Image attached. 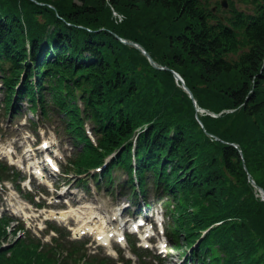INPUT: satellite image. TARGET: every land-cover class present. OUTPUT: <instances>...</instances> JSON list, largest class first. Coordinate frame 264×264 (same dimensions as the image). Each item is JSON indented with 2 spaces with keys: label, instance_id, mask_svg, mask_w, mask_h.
Instances as JSON below:
<instances>
[{
  "label": "trees",
  "instance_id": "16d2710c",
  "mask_svg": "<svg viewBox=\"0 0 264 264\" xmlns=\"http://www.w3.org/2000/svg\"><path fill=\"white\" fill-rule=\"evenodd\" d=\"M227 3L0 0V90L6 111L24 97L44 118L61 115L83 145L73 168L87 172L113 155L104 184L120 169L131 194L137 181L143 196L151 187L166 198L169 231L198 241L192 253L202 263L264 264V0ZM121 40L178 73L198 107L221 115L197 113L169 70ZM15 176L0 162V184ZM11 223L0 217V264H71L22 226L12 234L25 238L3 246Z\"/></svg>",
  "mask_w": 264,
  "mask_h": 264
},
{
  "label": "rangeland",
  "instance_id": "374dc122",
  "mask_svg": "<svg viewBox=\"0 0 264 264\" xmlns=\"http://www.w3.org/2000/svg\"><path fill=\"white\" fill-rule=\"evenodd\" d=\"M1 96L2 94L0 93V103L2 99ZM20 103L22 106L21 119L15 118L11 121L8 120L6 116H3L0 119V148L3 147L6 151L12 152L11 154H8L9 159L10 155H12L14 158L21 161L24 156L31 155V152L35 150V148L38 149V147H40V142L45 140L47 144L50 145L49 149L52 150V148L55 147L64 155V158L59 162V164L64 166L67 159L72 158L75 150L73 149V144L71 143L69 136L61 131V127L57 120L58 117L54 114V117L48 120L51 122L49 124L41 122L37 117L29 115L27 112L28 103L26 100H23ZM28 119H33L36 127L33 126ZM79 149H81V146H79ZM64 161L65 163H63ZM25 171L26 170H23V175H25ZM111 174L114 177V184L111 186L101 184L96 187L93 181L87 180V176H80L81 178L79 179L75 173H72V176L65 180H63V176L56 175L54 178H48L47 181H49L50 188H52L54 183L57 187H60L61 191L67 188V193L72 192L74 195H71L69 204L72 205L73 208L79 209L82 216L94 219V217L106 215L107 217H117L118 220L123 221L133 212L130 211L133 207L127 206L129 204L128 197L120 193L121 187H118V183L126 180V174L123 171L118 172V170H113ZM26 178L30 179L28 173H26ZM27 183L33 188V192L31 193L36 195L34 200L35 203L30 202L18 193L14 185L7 183L4 188L0 187V214L9 212V209L17 211L18 209L23 208L22 212L25 213L26 219L25 221H21L24 222L26 227L31 228L34 235L40 238L42 237L43 232L38 228H43L45 226V220L47 219L49 210L55 209L59 205H55L51 208L55 193L52 194L51 191L49 193L48 187L39 185V182L35 185L33 181L30 183V180H28ZM21 188L23 191H26L24 183H21ZM43 191L45 193H42ZM152 200V198L149 199L150 202H152ZM151 204L152 207L157 209L158 215L161 216V210L159 209L160 205L158 203ZM127 207H129V211L126 210ZM120 211L121 214L118 216V212ZM112 212L115 214L111 215ZM66 223L67 227L61 228H65V231L69 232L68 238L73 239L71 233L73 230L71 228L76 227L79 222H77L76 219H69ZM67 228L72 231H68ZM154 235L155 237L150 240L148 248H142V250L138 249L139 256L132 255L129 251V247L124 248V245L120 248L119 245L113 242L111 246L114 250L107 247L103 248L95 246L93 238L88 237V235L83 236L82 241L84 243V248L87 249L86 251L88 253H97L98 256H106L113 261H117L121 257L125 258L126 251H129V256L132 257V264H200L198 262H189V260L186 261L185 253L188 252V247L183 243V241H185V239L182 240L183 236H180V244H182L183 247L176 249L174 248L173 243L167 239L164 242L159 240L156 230L154 231ZM23 237L24 236L21 235V238ZM17 239V237L9 232L10 243H14ZM44 239H47V237ZM159 241H161V243H159ZM60 243L66 244L67 242L61 239ZM140 244H142V242H140ZM87 252H85V254H88Z\"/></svg>",
  "mask_w": 264,
  "mask_h": 264
},
{
  "label": "bare ground",
  "instance_id": "6f19581e",
  "mask_svg": "<svg viewBox=\"0 0 264 264\" xmlns=\"http://www.w3.org/2000/svg\"><path fill=\"white\" fill-rule=\"evenodd\" d=\"M1 153L3 152V150L1 149L0 150ZM78 213L81 214V212H77L73 209H65V210H61V211H57V212H50L49 213V216L59 220V221H66L67 219L71 218V217H74V218H77V217H80V215H78ZM80 221L83 222V224L77 228L75 230L76 233L78 234H81V233H90L92 231H96V234L98 235V237H108V235L110 233L112 234H117V235H120V227H116V228H111L110 226L107 228L109 230V233L108 231L106 232V229L105 227H107V223H105L104 227H93L92 225H89L87 223H89L87 220L83 221V218L80 219ZM108 240L107 239H103L102 240V243L103 242H107ZM109 243V242H107Z\"/></svg>",
  "mask_w": 264,
  "mask_h": 264
},
{
  "label": "water",
  "instance_id": "95a60500",
  "mask_svg": "<svg viewBox=\"0 0 264 264\" xmlns=\"http://www.w3.org/2000/svg\"><path fill=\"white\" fill-rule=\"evenodd\" d=\"M222 4H223V6L226 5L224 0H223ZM123 42H124L125 44L131 45V46H134L135 48H137L138 50H140V52H141L144 56H146V57L148 58V60H149V62L151 63V65L154 66V67H156L155 62L149 57V54H148L143 48H141L139 45H137V44H135V43H133V42H128V41H127V42L123 41ZM171 72L173 73V75H174V77H175L176 79H180L179 76H178L175 72H173V71H171ZM183 88H184V90L188 93L189 97L193 100V103L195 104V101H194V99H193V95H192L191 91H190L185 85L183 86ZM197 110H199V109L197 108ZM213 116L216 117V116H219V114H216V115H213ZM260 193H261V196H262V200H264V192H263L262 189H260Z\"/></svg>",
  "mask_w": 264,
  "mask_h": 264
}]
</instances>
